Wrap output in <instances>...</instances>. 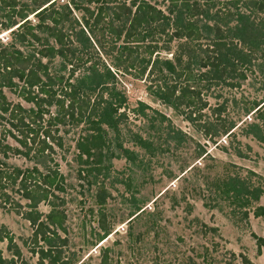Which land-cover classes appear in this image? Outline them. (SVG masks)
Instances as JSON below:
<instances>
[{
  "label": "rangeland",
  "instance_id": "rangeland-1",
  "mask_svg": "<svg viewBox=\"0 0 264 264\" xmlns=\"http://www.w3.org/2000/svg\"><path fill=\"white\" fill-rule=\"evenodd\" d=\"M66 1L57 0L54 6ZM147 1L167 13L168 4L164 0ZM252 2L256 4L249 0H210L205 4L199 0L207 17L201 14L195 20L206 38L196 43L186 39L157 40L158 57L170 60L176 71L188 72L194 79V82L186 81L181 76L169 82L198 89L200 99L206 102L200 116H190L192 121L188 119L190 110L180 106L175 111L148 93L150 76H138L122 69L116 72L112 68L114 52H108L106 36L83 30L88 40L83 47L72 36L71 45L81 62L71 83L87 75L90 65L95 64L100 72L105 67L115 72L113 89L123 95L125 105L120 110L124 117L116 121L115 128L103 127L108 148L103 150L99 173L79 171L87 165L77 159L76 142L87 134L86 125H50L51 134L57 129L55 134L62 143L61 148L52 147L49 166H56L63 177V191L55 192L63 202L53 199L64 214L63 231L56 230L66 240L61 246L63 260L69 264H101V259L106 264H240L242 254L254 264H264V246L257 252L252 236L264 237V214L257 217L252 214L257 206L264 208V123L252 111L254 104H263L264 108V0ZM257 3H261V9ZM88 7L92 10L97 4ZM236 13L247 18L250 25L247 35L254 45L250 47L229 33L225 42L234 45L245 62L235 66L230 77L206 85L204 79L198 78L206 71L198 65V60L203 57L202 49L214 38V31L206 34L202 27L217 26L225 32L236 25ZM80 16L81 12H72V18L79 20ZM9 31L0 28V44H14L26 53L27 49L18 45ZM41 62L47 64L49 73L64 78L68 74L69 66L58 57ZM240 73L244 79L238 78ZM13 81L17 87L21 86L16 79ZM18 89H1L7 103L34 109L32 103L19 96ZM53 89L54 98L61 99L59 89ZM96 93L88 92L91 101ZM138 103L144 105L142 111ZM216 107L222 110L212 115L211 109ZM46 109L48 113L39 121L41 127L56 113L55 105ZM10 121L7 113L0 117V149L8 145L22 152L23 148L16 142L21 136L10 126ZM253 123L260 128L261 140L255 137L256 130L249 129ZM35 125L31 123L32 128ZM221 125L232 126L229 135L220 134ZM206 127L210 137L204 136ZM138 138L147 142L146 147L138 145ZM0 160L8 169L13 166L30 169L35 165L34 160L11 151H7L5 158L0 154ZM36 166L44 172L41 165ZM236 178L244 182L246 190L259 186L263 192L257 199L244 192L236 194L228 187V182ZM15 188L8 185L4 189L9 199L5 204L0 203V225L11 232L21 252L14 264H21L20 260L24 264H37V253L30 250L45 245L41 241L32 243V227L19 213L25 209L26 200ZM102 191L107 195L98 204L97 195ZM16 201L21 208L13 205ZM49 208L42 202L37 205L42 214ZM102 226L107 234L99 240ZM5 244L4 240L0 241L1 255L5 259L15 258ZM43 262L46 264L47 260Z\"/></svg>",
  "mask_w": 264,
  "mask_h": 264
},
{
  "label": "trees",
  "instance_id": "trees-1",
  "mask_svg": "<svg viewBox=\"0 0 264 264\" xmlns=\"http://www.w3.org/2000/svg\"><path fill=\"white\" fill-rule=\"evenodd\" d=\"M56 1L0 0V28L4 31L10 30L13 40L27 49L26 53H23L14 44H0V117L7 113L9 120L16 121L15 123L10 121V126L21 136L16 142L19 148L24 150L21 152L18 148L2 145L0 154L1 158H5L7 151H11L14 154H21L26 159L34 160L35 164L30 169L22 170L16 166L8 169L0 160V203L5 204L9 199V194L4 191L8 185L10 187L15 185V192L26 200L23 204L25 209L20 210L19 213L32 227V243L37 244L41 241L45 245L44 248L37 246L36 250L33 248L30 250L37 253V264H44V259L47 260L46 264H69L67 260L61 258V246L66 240L56 231H63V210L57 208L63 200L55 193L63 191V177L56 166L54 168L49 166V162L52 161L49 157L52 147L61 148L62 143L61 137L55 134L57 129L51 134L50 125L80 123L86 125L87 134L76 142L77 159L80 164L87 165L79 171L99 173L103 150L108 148L103 127L114 129L116 121L124 117L123 111L120 110L125 105V99L123 95L114 91L112 85L115 72L112 73L105 67L100 72L93 64L89 66L87 75L71 83L70 80L81 62L80 57L75 54L76 48L71 45L72 36L82 47L88 44L83 30H87L90 34L100 32L106 36L110 46L108 52H114L112 68L116 72L122 69L126 72H135L138 76L144 74L146 77L150 76L148 93L175 111L180 106L186 111L190 110L188 113L190 121H192L191 115L200 116L199 112L206 107V102L199 97L198 89L180 82H169L170 79L176 80L181 76H184L186 81L194 82L190 74L181 70L176 71L170 60L159 58L157 54V40L161 38L162 42L186 39L195 43L201 38H206L195 20L201 14L207 17V11L201 10L198 4L199 0H164L168 4L166 14L147 0H68L55 7ZM200 1L206 4L210 0ZM249 1L256 4L252 0ZM92 3H96L97 7L91 10L88 6ZM257 6L259 9L262 8L261 3H257ZM73 11L81 12L79 20L72 18ZM29 16L34 18L33 22ZM235 21L236 25L225 32L217 26L202 27L206 34L212 29L214 31V38L202 49L203 57L198 60V65L206 69L198 78L204 79L206 85L212 80L219 81L223 77H230L235 66H241L245 62L244 57L238 55L240 52L235 51L234 45L225 42L229 33L239 41L249 44L250 47L254 45L253 39L247 35L250 32L247 18L236 13ZM75 27H78L77 31ZM64 29L68 30V33ZM197 46L199 48V45ZM55 57L69 66L65 78L62 75L49 73L47 64L41 62V59L48 60ZM238 78L244 79V75L240 73ZM13 79L21 83V86L17 87ZM54 87L56 90L59 89L61 99L54 98L56 95ZM3 88H19V96H22L25 102L32 103L34 109H24L18 104L7 103L1 91ZM94 91L97 93L91 101L88 92ZM52 105L56 106V113L49 116L45 127H41L39 121L44 113H48L46 108ZM138 105L139 111H142L144 105L141 103ZM262 107L263 104H254L252 111L255 118L264 123ZM221 110V107L212 108V115L220 113ZM24 118L29 121H24ZM31 123L36 124L34 128L31 127ZM220 128L221 135H229L232 126L221 125ZM249 129L256 130L255 137L258 140L262 139L257 124L249 125ZM204 136L210 137L208 127L204 130ZM136 142L140 147L147 145V142L139 138ZM36 165H41L44 172H41ZM228 187L238 195L241 192L248 193L252 199H257L263 192L259 186H252L246 190L244 182L237 178L231 179ZM106 195L104 191L100 192L97 195V203H103ZM57 198L59 203L53 200ZM40 202L50 207L45 214L37 210ZM13 205L19 208L22 206L17 201L13 202ZM252 214L255 217L263 215L264 208L257 206ZM42 215L43 219H41ZM102 229L103 233L99 240L107 234L104 226ZM252 236L256 250L259 252L260 247L264 246V237L254 234ZM3 240L6 242V249L11 250L15 258L5 259L0 256V264H14L21 252L11 232L0 225V241ZM239 257L240 264H254L245 255L240 254ZM100 262L106 264L104 259ZM20 263L24 264L21 260Z\"/></svg>",
  "mask_w": 264,
  "mask_h": 264
},
{
  "label": "crops",
  "instance_id": "crops-1",
  "mask_svg": "<svg viewBox=\"0 0 264 264\" xmlns=\"http://www.w3.org/2000/svg\"><path fill=\"white\" fill-rule=\"evenodd\" d=\"M6 243V242H5ZM16 243V242H15ZM0 256H1V258H4L2 255H1V253H0Z\"/></svg>",
  "mask_w": 264,
  "mask_h": 264
}]
</instances>
